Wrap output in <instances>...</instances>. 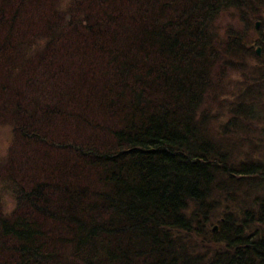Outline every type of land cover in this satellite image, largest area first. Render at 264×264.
Returning <instances> with one entry per match:
<instances>
[{
    "label": "trees",
    "instance_id": "1",
    "mask_svg": "<svg viewBox=\"0 0 264 264\" xmlns=\"http://www.w3.org/2000/svg\"><path fill=\"white\" fill-rule=\"evenodd\" d=\"M254 125L264 0H0V264H264Z\"/></svg>",
    "mask_w": 264,
    "mask_h": 264
},
{
    "label": "rangeland",
    "instance_id": "2",
    "mask_svg": "<svg viewBox=\"0 0 264 264\" xmlns=\"http://www.w3.org/2000/svg\"><path fill=\"white\" fill-rule=\"evenodd\" d=\"M260 21L261 20H258V19L251 20V22H252L251 26L254 24L253 27H255L256 30L260 29L261 23H262V21L261 22ZM240 31H242V29H240ZM252 50H253V52L255 51V53H257V51H259V53H257V54H259V55L261 54V49H260V46L258 44L253 45ZM233 81H234V85L232 87L233 96L229 97V100H228L229 103L234 101V95H237L238 93H240L244 90V86L241 87V89L237 88L238 83H237L235 78ZM254 128H255V135L252 137H249V139L251 141H253L254 139H257V141H258V139L259 140L264 139V126L262 128L261 126L259 127V125H254ZM258 132H260V134ZM8 138H9V132L7 130L0 131V157L4 156L7 153V147H8L7 139ZM0 196H1L0 201L2 203V213L5 215L8 214L9 212L11 213V211L13 209H15L17 207V205H19V202L17 200H12L5 194L0 193Z\"/></svg>",
    "mask_w": 264,
    "mask_h": 264
},
{
    "label": "water",
    "instance_id": "3",
    "mask_svg": "<svg viewBox=\"0 0 264 264\" xmlns=\"http://www.w3.org/2000/svg\"><path fill=\"white\" fill-rule=\"evenodd\" d=\"M257 53H259V51H257ZM216 228H217V226L215 225V226L213 227V230L215 231V230H216Z\"/></svg>",
    "mask_w": 264,
    "mask_h": 264
},
{
    "label": "bare ground",
    "instance_id": "4",
    "mask_svg": "<svg viewBox=\"0 0 264 264\" xmlns=\"http://www.w3.org/2000/svg\"><path fill=\"white\" fill-rule=\"evenodd\" d=\"M261 22V21H260ZM259 24V23H258ZM254 25V24H253ZM261 25H262V23H261ZM261 55V54H260ZM213 232V231H212ZM215 233V232H214Z\"/></svg>",
    "mask_w": 264,
    "mask_h": 264
}]
</instances>
